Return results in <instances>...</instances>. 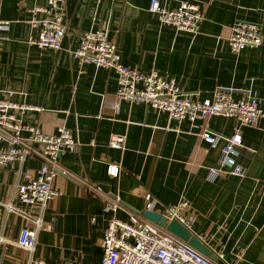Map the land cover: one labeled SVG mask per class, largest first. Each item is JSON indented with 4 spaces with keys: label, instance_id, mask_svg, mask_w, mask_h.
Here are the masks:
<instances>
[{
    "label": "crops",
    "instance_id": "crops-1",
    "mask_svg": "<svg viewBox=\"0 0 264 264\" xmlns=\"http://www.w3.org/2000/svg\"><path fill=\"white\" fill-rule=\"evenodd\" d=\"M159 1L172 9L185 0ZM190 1L203 15L195 36L160 23L148 10L150 0H65L67 33L55 51L29 43L39 30L29 24L30 10L43 0H0V22L5 23L0 100L37 107L14 114L46 133L66 127L79 141L73 152L59 157L62 170L53 186L60 194L42 211L15 197L21 173L35 169L39 161H14L0 168V264H36L38 259L100 264L108 221L113 216L128 220L144 211L146 192L164 205L186 200L194 216L192 233L226 262L264 264V118L247 126L219 115L169 119L145 104L117 99L112 70L80 65L71 54L82 33L105 28L123 65L154 68L199 99L211 97L217 86L236 89L234 98L250 91L264 111V0ZM235 21L258 24L262 44L231 51L228 37ZM204 128L223 136L239 130L244 177L207 178L208 167L219 165L224 141L211 147L200 139ZM112 135L123 136L121 148L109 146ZM109 162L120 165L117 177L107 173ZM89 182L99 191L89 188ZM108 201L118 205L114 211H105ZM38 216L42 228L30 255L16 240Z\"/></svg>",
    "mask_w": 264,
    "mask_h": 264
},
{
    "label": "built area",
    "instance_id": "built-area-1",
    "mask_svg": "<svg viewBox=\"0 0 264 264\" xmlns=\"http://www.w3.org/2000/svg\"><path fill=\"white\" fill-rule=\"evenodd\" d=\"M31 8V26L38 27L35 37L29 43L41 48L58 51L62 48L67 33L64 20L65 0H43ZM148 10L157 15L160 23L172 26L176 31H184L195 36L203 19L197 3L185 0L176 8H166L159 0H150ZM5 26L0 22V34ZM0 37H3L0 35ZM262 44L261 27L253 22L235 21L230 28L228 45L237 53L247 47ZM80 65L92 64L112 70L117 80L115 97L131 103H142L158 111L167 113L169 119L194 121L197 117L219 115L235 117L239 125H257L264 118V111L254 93L248 91L243 97L234 98L236 89L217 86L211 97L197 98L183 91L173 78L160 74L156 69L140 71L122 64L115 42L108 37L107 29L98 28L85 31L79 38L78 46L71 51ZM38 109L32 105L18 103L9 98L0 100V168L8 163L28 160L39 161L33 170L21 173L16 186V200L28 206L37 205L41 211L47 202L59 196L53 186V179L61 172L59 157L73 152L79 145L76 135L66 127H58L55 133H46L36 125L23 123L14 110L24 112ZM26 132V135L22 133ZM200 139L211 147L224 141L219 165L208 167L207 178L214 180L220 175L237 177L246 175V168L238 161L242 138L239 130L231 136H223L204 128ZM124 138L112 135L109 146L121 148ZM118 163L109 162L106 171L117 177ZM89 188L99 191L95 183ZM116 203L105 204V211L115 210ZM13 209L10 203L6 206ZM144 210L154 211L165 217L166 223L176 220L192 233L194 216L189 212L188 202L181 199L174 205L160 203L151 193L144 194ZM33 227H23L16 243L31 255L35 248L37 233L42 228L41 216L33 220ZM193 234V233H192ZM194 235V234H193ZM200 241L201 237L195 235ZM102 258L100 264H234L226 262L223 254L209 250L204 254L188 241L171 233L165 224L153 221L142 214H131L128 220L111 217L101 239ZM222 261L223 263H221ZM36 264H47L38 259Z\"/></svg>",
    "mask_w": 264,
    "mask_h": 264
},
{
    "label": "water",
    "instance_id": "water-1",
    "mask_svg": "<svg viewBox=\"0 0 264 264\" xmlns=\"http://www.w3.org/2000/svg\"><path fill=\"white\" fill-rule=\"evenodd\" d=\"M139 213L142 214V216L149 218L153 221H158L160 224H165L167 229L171 233L175 234L176 236L180 237L185 241H188L191 245L196 247L204 254H209V250L207 249V247L195 235H193L189 230L183 227L176 220H171L169 221V223H166L165 217L160 216V214L157 212L144 210L142 212L139 211Z\"/></svg>",
    "mask_w": 264,
    "mask_h": 264
}]
</instances>
